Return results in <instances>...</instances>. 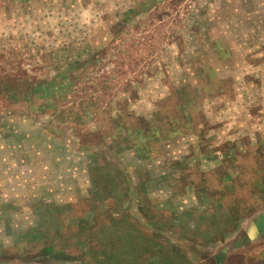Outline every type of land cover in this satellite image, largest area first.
Listing matches in <instances>:
<instances>
[{"label": "rangeland", "instance_id": "rangeland-1", "mask_svg": "<svg viewBox=\"0 0 264 264\" xmlns=\"http://www.w3.org/2000/svg\"><path fill=\"white\" fill-rule=\"evenodd\" d=\"M228 146L255 207L264 0H0V264H161Z\"/></svg>", "mask_w": 264, "mask_h": 264}, {"label": "crops", "instance_id": "crops-1", "mask_svg": "<svg viewBox=\"0 0 264 264\" xmlns=\"http://www.w3.org/2000/svg\"><path fill=\"white\" fill-rule=\"evenodd\" d=\"M197 154L205 158L204 167L208 169L206 173H201L200 169L205 179L202 187L185 190L190 181L187 183L188 179L183 177L184 170L179 173L178 181L183 183L185 190L182 195L191 196L190 206L181 214L184 217L192 212L193 216V220L187 217L183 226L171 231H175L172 234L176 236L175 243L183 239V244L172 245L171 251H162L158 260L157 257L151 260L161 264H264V174L258 171V166V180L251 185L256 186L252 194L257 203L251 207L246 198L241 200L238 195L247 186L242 182L243 167L233 166L236 159L242 158L240 151L228 146V149L211 150L209 156L199 151ZM167 173H171L167 179L174 175L173 171ZM236 211L237 218L233 214ZM229 257L231 260L226 261Z\"/></svg>", "mask_w": 264, "mask_h": 264}, {"label": "trees", "instance_id": "trees-1", "mask_svg": "<svg viewBox=\"0 0 264 264\" xmlns=\"http://www.w3.org/2000/svg\"><path fill=\"white\" fill-rule=\"evenodd\" d=\"M131 218H133L134 221L136 222V219H135L134 217H131ZM139 248H140V247H139ZM139 248H138V249H139ZM153 249H154V248H153ZM155 249H157V248H155ZM153 252H154V251H153ZM138 254H140V253H138ZM152 255H153V258H154V257H157V260L159 259V256H158L157 254H152ZM105 256L109 257V255H107V254H106ZM111 256H112V253H111ZM138 258H139V257L136 256V257H135V261H136V263L139 264Z\"/></svg>", "mask_w": 264, "mask_h": 264}]
</instances>
